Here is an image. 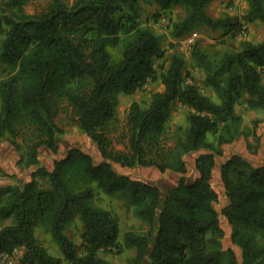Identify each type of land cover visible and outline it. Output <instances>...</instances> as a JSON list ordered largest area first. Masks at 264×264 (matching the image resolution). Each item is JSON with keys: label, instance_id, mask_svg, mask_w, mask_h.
I'll return each mask as SVG.
<instances>
[{"label": "trees", "instance_id": "1", "mask_svg": "<svg viewBox=\"0 0 264 264\" xmlns=\"http://www.w3.org/2000/svg\"><path fill=\"white\" fill-rule=\"evenodd\" d=\"M216 0H50L29 15L30 0H0V140L19 153L17 165L33 168L28 182L0 186V253L21 252L17 264H63L47 253L36 237L49 235L67 264H114L100 252L133 250L125 264H264V166L253 167L240 155L220 166L226 205L212 185L222 147L239 137L247 149L260 145L257 128L264 123V40L243 41L239 50L210 57L198 44L190 52L212 96L185 83L184 55L174 51L158 74L155 61L165 58L161 39L142 25V3L161 12L180 8L184 17L172 24L174 39L205 27L226 34L245 24L264 27V0H245L241 18H213ZM118 48L114 60L110 49ZM162 91L128 108L124 150H116L111 126L120 95H132L148 82ZM62 103L76 126L96 146L100 162L78 147L66 150L48 171L38 159L45 147L60 152L63 129L56 123ZM260 111L243 125L236 106ZM188 110L187 126L178 127L168 144L172 108ZM253 139L252 145L248 139ZM197 176L180 177L164 194L150 183L121 174L124 169L155 168L185 176L190 153ZM99 195L118 197L145 231L122 234L113 211L95 205ZM241 252L225 249L220 218ZM81 225V253L66 231ZM7 222L8 224L4 223Z\"/></svg>", "mask_w": 264, "mask_h": 264}, {"label": "rangeland", "instance_id": "2", "mask_svg": "<svg viewBox=\"0 0 264 264\" xmlns=\"http://www.w3.org/2000/svg\"><path fill=\"white\" fill-rule=\"evenodd\" d=\"M49 1L50 0H30V2L25 6V12L29 15L37 14L48 6ZM73 1L74 0H66L69 5H71ZM141 6L142 25L150 28L158 37H160L162 47L165 51V58L163 60L155 61L154 68L157 73H160L162 67L164 68L167 66V59L174 51L179 52L184 55L186 59L184 82L195 84L199 88L200 92L205 95L212 96L211 93L202 85L204 76L203 73L195 68L190 60V52L195 44H198L203 51H205L210 57L214 58L219 57L225 51L239 50V46L243 41L259 43L264 40V27L259 22L245 24L237 32H230L227 34L223 31H213L202 27L183 36L182 38L174 39L171 36V27L173 23L180 21L184 17L183 10L180 8H173L166 12H161L159 7L154 4L142 3ZM246 9L247 5L245 0H216L209 5L207 11L213 18L225 16L241 18ZM190 39L192 40L190 41ZM109 51L115 60L118 57V48L110 49ZM162 90L163 86L160 84L158 79L155 82H148L142 90L137 91L132 95L119 96V105L116 110V120L112 123L110 133V139L116 150H124L122 135L125 132L126 115L130 104L132 102H147L152 93ZM236 112L242 118L243 125L246 126L250 125L252 120L260 119L262 117V113L260 111H247L241 103L236 106ZM187 113L188 110L179 104H175L173 106L168 123L170 135V140H168L169 145H172L170 137L173 136L174 131L178 127L183 129L187 126ZM55 121L57 125L63 129V134L58 138L60 152L55 157L64 155V152L71 147H78L91 155L94 162L97 163L101 161L96 146L91 143L90 140L76 126L73 121L71 111L66 104L62 103L61 109ZM47 160L48 163L45 159H43V163L45 162L44 167H50L51 165V160ZM217 161H219V159H217ZM116 169L121 174L130 176L135 180L144 181L157 186L162 194L173 187L177 183L179 177L178 174L169 171L162 174L155 168L124 169L116 166ZM188 177L190 179V175ZM214 180L215 178L212 180V185L216 190H218V186ZM95 205L109 211H113L119 218L121 231L119 241H122V234L124 232H139L146 230V227L140 226L139 221L133 216L132 210L124 204L122 199H119L118 197L99 195L95 201ZM223 206V197L221 196L219 203L216 204L215 208L218 212H220ZM5 224L8 223L5 222L4 225ZM220 226L224 232V237L222 239L223 247L225 249L232 248L240 263L241 252H239V250L232 245L230 240V228L226 221L223 220V217L220 218ZM80 234L81 225L78 221H75V223L66 231V235L78 247L79 254L82 251ZM36 237L49 255L60 258L63 260V264H67L62 253L51 240L49 235L44 234L42 231H37ZM133 254V250H124L122 253H119L115 249L100 252V256L102 258L114 264H125V261Z\"/></svg>", "mask_w": 264, "mask_h": 264}, {"label": "crops", "instance_id": "3", "mask_svg": "<svg viewBox=\"0 0 264 264\" xmlns=\"http://www.w3.org/2000/svg\"><path fill=\"white\" fill-rule=\"evenodd\" d=\"M256 131L257 135L260 138V145L255 152H250L247 149L246 140L243 137H239L232 144L222 147L223 156L221 158H218L219 161L216 160L215 168L212 174V180L215 178L214 181L218 186V190L216 191L219 193V195L223 197L224 205H226V199L223 194L224 189L220 181V166L225 160L230 158L232 155H240L253 167L264 166V123H261L260 127ZM248 141L252 145L254 144L253 139L249 138ZM201 153L203 152L190 153L185 157V161L187 163V174L185 176L178 174V179L180 177H185L186 179H189L188 176L190 175V180L192 181L197 176V173L195 171V160ZM56 158L58 157H55L45 147L40 148L38 159L40 160L41 165L44 166L45 162L43 163V159H45L47 163V159L51 160L50 167L46 166V169L48 171L52 170L53 161L56 160ZM18 160L19 153L10 145L7 140H0V186L8 184L12 185L18 182H28L30 180V174L33 171V168L22 169L17 165Z\"/></svg>", "mask_w": 264, "mask_h": 264}, {"label": "built area", "instance_id": "4", "mask_svg": "<svg viewBox=\"0 0 264 264\" xmlns=\"http://www.w3.org/2000/svg\"><path fill=\"white\" fill-rule=\"evenodd\" d=\"M20 255L21 251L19 249H14L10 253H0V264H17Z\"/></svg>", "mask_w": 264, "mask_h": 264}]
</instances>
